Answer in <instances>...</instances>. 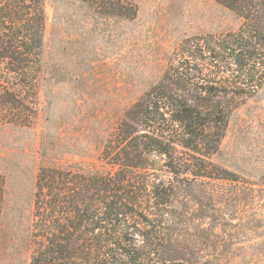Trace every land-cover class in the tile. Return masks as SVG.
<instances>
[{"label": "trees", "instance_id": "trees-1", "mask_svg": "<svg viewBox=\"0 0 264 264\" xmlns=\"http://www.w3.org/2000/svg\"><path fill=\"white\" fill-rule=\"evenodd\" d=\"M80 1L103 16L134 21L139 13L130 0ZM214 1L238 15L242 26L183 41L159 82L104 145L100 161L109 171H39L30 264H189L168 241L180 190L208 188L213 215L258 198L253 186L212 158L235 111L264 89V0ZM43 4L0 0V123L28 128L36 119ZM218 184L234 191L209 190ZM219 196L223 209L215 205ZM5 200L0 174V261Z\"/></svg>", "mask_w": 264, "mask_h": 264}, {"label": "rangeland", "instance_id": "rangeland-1", "mask_svg": "<svg viewBox=\"0 0 264 264\" xmlns=\"http://www.w3.org/2000/svg\"><path fill=\"white\" fill-rule=\"evenodd\" d=\"M130 1L139 8L134 21L103 16L80 0H44L36 119L28 128L0 123V174L6 179L0 264H30L42 168L109 171L100 161L104 145L159 82L183 41L243 24L214 0ZM212 160L253 186L258 198L213 215L206 207L208 188L180 190L169 247L189 264H264V89L235 111ZM209 190L234 191L230 184ZM220 197L215 205L223 209Z\"/></svg>", "mask_w": 264, "mask_h": 264}]
</instances>
